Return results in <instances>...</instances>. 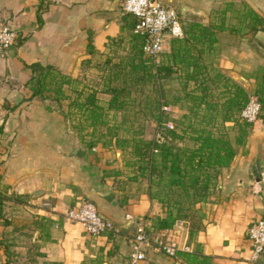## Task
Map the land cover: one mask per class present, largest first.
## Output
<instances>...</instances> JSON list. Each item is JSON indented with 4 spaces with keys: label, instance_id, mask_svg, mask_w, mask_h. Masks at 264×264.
Wrapping results in <instances>:
<instances>
[{
    "label": "crops",
    "instance_id": "0c3cea01",
    "mask_svg": "<svg viewBox=\"0 0 264 264\" xmlns=\"http://www.w3.org/2000/svg\"><path fill=\"white\" fill-rule=\"evenodd\" d=\"M161 2L174 7L182 23L216 22L214 9L228 2L236 10L246 3L264 17V0ZM236 17L226 9L224 28L215 31V67L252 94V74L264 64V29L229 30L237 26ZM130 18L122 12L121 0H0V24L16 32L13 43L0 49V237L6 231L13 236L9 249H30L25 244L31 242L35 264H133L142 259L187 264L164 252L162 247L170 243L186 251L198 245L215 264H264V249L250 259L246 234L250 221L264 217V121L251 122L243 143L235 141L236 124L223 122L233 156L219 167L206 199L194 204L201 217L192 231L178 223L154 228L152 218L165 211L149 197L148 177L138 174L134 164H125L129 155L124 149L85 145L83 135L70 127L69 119L78 118L68 112L73 111L69 103L74 91L93 88L98 102L108 98L100 91V77L107 64L130 54ZM169 39L164 36L161 52L168 49ZM32 61L68 77L60 85L63 96L51 90L31 95L27 64ZM85 76L92 80L84 83ZM211 79L219 88V81ZM162 107L175 124L185 114L181 99ZM82 199L95 204L107 228L91 235L64 217ZM138 227L147 234L144 241L135 238ZM24 231L28 243L21 245L16 237ZM134 245L143 258H134ZM5 259L0 244V264Z\"/></svg>",
    "mask_w": 264,
    "mask_h": 264
},
{
    "label": "trees",
    "instance_id": "16d2710c",
    "mask_svg": "<svg viewBox=\"0 0 264 264\" xmlns=\"http://www.w3.org/2000/svg\"><path fill=\"white\" fill-rule=\"evenodd\" d=\"M226 9H231L236 13L238 19L237 26L229 30L244 29L245 33H254L264 29V17L249 5L242 3L241 8L236 10L232 9L228 2L223 7L214 9L216 22L202 23L192 20L182 23L183 35L170 37L168 49L160 52L155 65L152 66L151 61L146 65H141L144 68L143 72L149 77L175 76L179 81L181 80L183 88L185 87V95L189 100L186 105L187 111L197 118L193 122L184 114L188 120L185 123L188 131L185 128L177 131L173 126L167 127L162 124L169 118L167 112L159 110L154 118L163 125L162 134H159L162 139L158 141V139L131 138V149L127 153H129V158L132 157L135 160L128 163L127 158L128 160L124 162L126 165L134 164L138 174L148 177L149 197L155 198L164 207V215L152 218L154 228H169L178 223L187 225L192 231L200 226L201 216L194 204L206 199L215 187L219 167L227 165L233 156L232 146L224 132L223 122L232 121L236 124L235 141L237 143H243L251 125V122L243 119L239 114L251 93L215 67V31L224 28ZM130 19L129 24L132 26L133 18ZM131 40L130 54H133L135 46L140 52L141 36L132 32ZM87 45L91 46L89 42ZM133 60L131 56L129 64L130 68L135 70L138 66ZM27 67L30 71L27 83L31 89V95L41 94L42 90H51L56 97L64 95L60 85L66 82L68 77L60 74L51 65H42L38 61L29 62ZM209 70L213 71V80L220 83L216 99L204 83L210 78ZM252 77L254 80L252 94L256 96L260 104L258 118L264 121V64L257 67ZM45 78L46 81H44ZM188 82L192 84L191 87L186 85ZM47 83L52 84V87L47 86ZM102 85L100 91L108 94L104 103L98 102L95 96L96 89L80 88L74 91L73 99L69 103L73 111L69 109L68 112L78 113V118L75 121L69 119L71 128L76 131L85 130L101 122L105 110L123 108L124 103L120 101L118 94L124 90V85H111L105 80ZM178 99H180L179 96L170 101L165 99L162 103L160 102V105L172 103ZM184 131L188 132L186 136L190 143L182 142ZM123 141L124 139H121L117 142L121 149L125 148ZM84 143L93 146L97 141ZM2 222L3 224L8 223L4 218ZM4 234L2 233L0 237V244H2L7 259L1 264H9V245L13 242H6ZM45 237L48 235L46 234ZM174 256L187 264H215L211 256L201 252L198 245L190 251L176 249ZM47 264L58 263L49 262Z\"/></svg>",
    "mask_w": 264,
    "mask_h": 264
},
{
    "label": "rangeland",
    "instance_id": "374dc122",
    "mask_svg": "<svg viewBox=\"0 0 264 264\" xmlns=\"http://www.w3.org/2000/svg\"><path fill=\"white\" fill-rule=\"evenodd\" d=\"M136 48L137 46L133 49V54H130L125 57V59L118 61L115 65L107 64L108 69H104L102 72V76L100 77L102 84H104L105 80L111 85H124V90L118 94V98L124 103V105L123 108L119 110H105V112H103V119L101 122L96 123L85 130L76 131V133L78 132V134L83 135L82 138L84 142L96 140L98 144L108 146L113 149L114 147L118 148L119 146L117 145V142L124 139V141H128H123L125 146L124 151L129 152L131 149V138L133 137L146 139H156V137H158V141L161 140L162 137L160 135L163 130L162 124L167 127L173 126L177 131H180L183 128L188 131V127L185 125L188 120L185 118L184 114L180 115L182 119H179V121L177 120L178 123L176 124L173 119L165 121L161 124V122H157L154 118V115H156L159 110H163L168 114L170 111L166 110L165 107H162L160 102L162 103L165 99L170 101L176 96H179L181 99V110L185 111L183 113L189 117V120L193 122L196 121L197 118H195L194 115L189 114L187 111L186 105L189 103V100L185 95V87L183 88L181 80L179 81V79L175 76L161 78L155 75L149 77L143 72L144 68L141 65H146L149 61H151L153 66L155 65V62H153L149 56L148 57L150 59H147L145 56L146 54L141 51L139 52ZM131 56H133V61L138 66L135 70L130 68L129 59ZM208 66H211V64H208ZM117 68L119 69L117 72L118 75L114 72V70L117 71ZM114 74H116V76H114ZM208 75H210V78L204 83L205 86L207 85V87L210 88L213 98L216 99L220 88L215 87V84L212 83V70L208 71ZM90 80L92 79L86 76L84 77V83L89 82ZM186 85L191 87L192 84L188 82ZM103 102L104 100L100 99V103ZM75 120L76 118H74L73 121ZM187 133L188 132L184 131V138L182 139V142H190L187 139ZM158 134L160 135L158 136ZM128 159L131 161L135 160V158L133 159L132 157ZM26 233L27 231H24L22 236L16 237L19 244L22 245L23 241L28 243ZM4 235L2 237H4L6 242H13L14 239L13 236H10V233L5 232ZM29 243L30 244H25V247L26 245H30L28 246L30 249L10 247L9 264H35L36 248L33 247L31 242ZM146 260L147 259H142L141 261L137 260L133 264H150V262ZM89 264L105 263H102L101 260H97Z\"/></svg>",
    "mask_w": 264,
    "mask_h": 264
},
{
    "label": "built area",
    "instance_id": "2783aa9c",
    "mask_svg": "<svg viewBox=\"0 0 264 264\" xmlns=\"http://www.w3.org/2000/svg\"><path fill=\"white\" fill-rule=\"evenodd\" d=\"M121 10L133 18L132 31L141 36V51L154 62L159 59L165 35L169 37L183 35L182 22L175 8L163 4L161 0H121ZM15 36L13 28L0 24V49L10 46ZM259 109L260 104L256 96L249 94L239 114L243 119L252 122L258 118ZM63 214L67 220L80 223L83 230L91 235L108 226L95 204L87 199H82L73 207L67 208ZM246 234L250 244V259L255 260L264 249V217L259 216L250 221ZM135 238L138 242L144 241L147 234L138 227ZM162 248L165 253L174 254L175 247L172 243ZM132 254L135 259L143 258V252L138 249V245H134Z\"/></svg>",
    "mask_w": 264,
    "mask_h": 264
},
{
    "label": "water",
    "instance_id": "95a60500",
    "mask_svg": "<svg viewBox=\"0 0 264 264\" xmlns=\"http://www.w3.org/2000/svg\"><path fill=\"white\" fill-rule=\"evenodd\" d=\"M261 175H262V177H263V179H264V172H263Z\"/></svg>",
    "mask_w": 264,
    "mask_h": 264
}]
</instances>
